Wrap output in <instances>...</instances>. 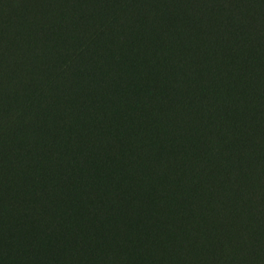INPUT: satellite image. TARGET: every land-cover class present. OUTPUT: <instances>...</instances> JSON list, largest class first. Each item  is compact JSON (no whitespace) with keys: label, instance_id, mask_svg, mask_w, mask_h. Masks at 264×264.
Listing matches in <instances>:
<instances>
[{"label":"trees","instance_id":"trees-1","mask_svg":"<svg viewBox=\"0 0 264 264\" xmlns=\"http://www.w3.org/2000/svg\"><path fill=\"white\" fill-rule=\"evenodd\" d=\"M0 264H264V0H0Z\"/></svg>","mask_w":264,"mask_h":264}]
</instances>
